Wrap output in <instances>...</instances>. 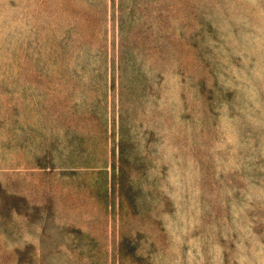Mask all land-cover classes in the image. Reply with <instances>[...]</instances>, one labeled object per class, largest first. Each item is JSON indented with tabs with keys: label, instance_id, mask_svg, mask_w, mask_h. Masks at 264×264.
Instances as JSON below:
<instances>
[{
	"label": "rangeland",
	"instance_id": "374dc122",
	"mask_svg": "<svg viewBox=\"0 0 264 264\" xmlns=\"http://www.w3.org/2000/svg\"><path fill=\"white\" fill-rule=\"evenodd\" d=\"M0 264H264V0H0Z\"/></svg>",
	"mask_w": 264,
	"mask_h": 264
}]
</instances>
